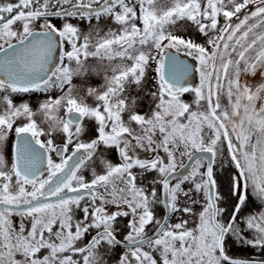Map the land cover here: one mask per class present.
I'll return each mask as SVG.
<instances>
[{
  "label": "snow or ice",
  "instance_id": "1",
  "mask_svg": "<svg viewBox=\"0 0 264 264\" xmlns=\"http://www.w3.org/2000/svg\"><path fill=\"white\" fill-rule=\"evenodd\" d=\"M54 90L35 109L13 99ZM113 259L264 264V0L0 2V264Z\"/></svg>",
  "mask_w": 264,
  "mask_h": 264
},
{
  "label": "rangeland",
  "instance_id": "2",
  "mask_svg": "<svg viewBox=\"0 0 264 264\" xmlns=\"http://www.w3.org/2000/svg\"><path fill=\"white\" fill-rule=\"evenodd\" d=\"M220 21H221V24H223V17L220 18ZM79 26H80L82 32H85L86 33V32H88L90 30L87 21L79 22ZM37 28H39V24L36 25V29ZM106 30L107 29L105 28V31ZM193 36L197 37V42L204 43V38L203 37H199V35L196 34V33H193ZM171 51L176 52L175 50H171ZM179 54L181 56H183V57H186L182 53H179ZM187 58L190 59L192 62L195 63V68H196L197 67V63L195 61H193V59L191 57H187ZM105 63H107V62L105 61ZM195 68H194V71H195ZM91 82H92V84L94 86H97V87L102 86L103 83H104L102 77H94ZM187 82L189 84H191L192 86H194V87L195 86H199V82H200L199 73L195 71L194 74L190 78H188V81ZM56 94H58V93L55 90L53 92L48 93V94H42V93H29V94H23V95L17 94V95H14L13 99H14V102L17 103V104L22 103V102H28L35 109L36 107H38L39 103L45 98V95H56ZM185 95H188V97H189V100H186L183 97L185 99V101L191 102V100H192V94L188 93V94H185ZM89 123L91 124L92 122H89ZM93 127H94V125H93ZM91 134L92 133H89V135H91ZM14 138H15L14 132L13 133H10L9 134V144L10 145H13ZM88 138H89V136L86 135L82 139L86 141ZM41 139H44V138L42 137ZM62 143H63V140L62 139H57L56 140V144L57 145H61ZM71 151H72V148L70 146L69 152L68 153H65L64 155L65 156L70 155L71 154ZM50 155L52 156L53 160L56 163H59L61 161V158H60V160H57V158H56V156H55L54 153H51ZM139 155L141 157H143V156H147V157L150 156L151 157V154L150 153H146L143 150L140 151ZM7 158L10 159V160L12 159V149H11V147L9 149ZM111 158H112V160L114 162H119V160H118V154L117 153L112 152L111 153ZM186 160L187 159L185 158L184 159V163L186 162ZM202 163H204V161H202ZM225 164H230L229 163V158L227 156V152L226 151L224 152L223 155H220L219 153L217 154V159H216V163L214 165V169H219L222 165H225ZM45 173H47V170H45ZM85 175H86V177H88V176L91 175V173L88 172L87 170H85ZM13 219H14L15 222H17L20 219V217H14ZM190 226H194V224H191ZM111 264H116V260L113 259L111 261Z\"/></svg>",
  "mask_w": 264,
  "mask_h": 264
},
{
  "label": "trees",
  "instance_id": "3",
  "mask_svg": "<svg viewBox=\"0 0 264 264\" xmlns=\"http://www.w3.org/2000/svg\"><path fill=\"white\" fill-rule=\"evenodd\" d=\"M184 98L186 100H189L188 95H185ZM214 172L216 173L218 183H222L225 186L227 185V182L229 178L234 174L235 169L230 164L222 165L219 169H214ZM152 176H147L143 183L145 185H148L151 182ZM260 210V207L255 202L250 203L248 207L245 209L246 214L248 212H258ZM158 215H163V211L160 210ZM229 255L238 258V259H251L254 257H258L259 253L256 249L250 247V246H239L232 244L229 246Z\"/></svg>",
  "mask_w": 264,
  "mask_h": 264
},
{
  "label": "water",
  "instance_id": "4",
  "mask_svg": "<svg viewBox=\"0 0 264 264\" xmlns=\"http://www.w3.org/2000/svg\"><path fill=\"white\" fill-rule=\"evenodd\" d=\"M170 54L171 55H174V56H176L179 60H182V61H184L185 63H187V64H189L190 66H192V68H193V72L191 73V75L189 76V78L194 74V68H195V63L194 62H192L190 59H188L187 57H183V56H181L179 53H177V52H174V51H171L170 50ZM15 144V143H14ZM200 155H202V154H200V153H197L196 154V156L197 157H199ZM205 157H207L209 154H203ZM13 159H14V152H13ZM204 161V164H207V158L206 159H204L203 160ZM69 163H71V161H69ZM192 163H194V161H189V160H186V162H185V164L186 165H190V164H192ZM179 171H181V172H184L185 170L184 169H180ZM188 171H190V169H188ZM185 174H186V172H185ZM71 195V194H70Z\"/></svg>",
  "mask_w": 264,
  "mask_h": 264
},
{
  "label": "flooded vegetation",
  "instance_id": "5",
  "mask_svg": "<svg viewBox=\"0 0 264 264\" xmlns=\"http://www.w3.org/2000/svg\"><path fill=\"white\" fill-rule=\"evenodd\" d=\"M0 2H7V0H0ZM36 30H39V28H37ZM14 143H15V138H14ZM14 143H13V145H14ZM54 154H55V153H54ZM55 156H56L57 160H60L61 156H58V155H56V154H55ZM149 157H150V156H149ZM149 157H147V156H143L142 158H149ZM12 159H13V151H12ZM46 168H47V160H46V158H45V160H44V164H43V166H42V168H41V171L44 173V176H47V173H45ZM18 221H19V220H18ZM18 221H17V222H18ZM121 227L123 228V224L121 225ZM123 234H126V232L123 233Z\"/></svg>",
  "mask_w": 264,
  "mask_h": 264
}]
</instances>
